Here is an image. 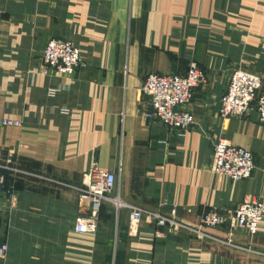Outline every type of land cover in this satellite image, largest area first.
I'll use <instances>...</instances> for the list:
<instances>
[{
	"label": "crops",
	"instance_id": "1",
	"mask_svg": "<svg viewBox=\"0 0 264 264\" xmlns=\"http://www.w3.org/2000/svg\"><path fill=\"white\" fill-rule=\"evenodd\" d=\"M52 39L71 40L87 62L72 76L45 68ZM192 62L208 85L186 108L196 125L183 135L144 118L149 74L185 75ZM264 78V0H0V264H264L143 223L105 205L97 231L78 233V190L94 167L113 173V196L196 225L207 210L264 203V127L255 109L224 122L219 107L232 72ZM13 120L19 125H5ZM225 139L255 156V172L235 183L211 171ZM226 237L225 228L212 230ZM239 245L264 253V221Z\"/></svg>",
	"mask_w": 264,
	"mask_h": 264
},
{
	"label": "built area",
	"instance_id": "2",
	"mask_svg": "<svg viewBox=\"0 0 264 264\" xmlns=\"http://www.w3.org/2000/svg\"><path fill=\"white\" fill-rule=\"evenodd\" d=\"M43 58L50 69H53L54 72L57 70L64 75H74L79 69L86 67L80 56V51L71 41H49L43 51ZM205 83V75L199 69L198 64L195 63L190 65L184 76L148 75L144 80L142 94L149 98L150 105L144 111L143 116L149 121L159 122L168 130L181 135L191 131L195 125V118L186 108L193 102L196 90L201 86H205ZM231 83L229 94L235 84H251L252 89L243 96V103L238 100L234 101L235 94H238V91L232 93L231 97H228L229 95L227 97L226 95L223 96L220 107L221 115L224 117L226 114L224 108L226 104L228 106H239L242 111H246L250 102L253 101V104L257 103L259 120L264 124V93L257 95L261 86L260 78L240 72L234 78V82ZM4 124L19 125L18 122L12 120H6ZM213 157L212 171L217 175L231 179L235 183L249 180L255 172L253 155L227 141L219 140L216 143ZM3 170L4 168L0 166V194L6 185ZM115 185L116 176L113 173L97 167L90 170L89 184H85L79 189V208L83 212H87L86 214L89 213V215L77 220L76 232L95 233L98 221L95 213L99 212L104 204H110L118 211L122 209L129 211L132 234H137L140 226L145 222L154 225L158 230H167L175 234L186 233L198 240L240 249L243 247L235 242L232 232L236 230L245 231L253 238L259 233L260 225L264 221L263 202L261 200H247L234 210H207L202 213L198 224L191 225L177 218L175 208L167 215L137 206L126 205L119 197L114 198ZM2 212L3 205L0 199V215ZM220 228H225L227 231L228 236L226 239L212 234V230ZM6 250V246L0 247V256Z\"/></svg>",
	"mask_w": 264,
	"mask_h": 264
},
{
	"label": "rangeland",
	"instance_id": "3",
	"mask_svg": "<svg viewBox=\"0 0 264 264\" xmlns=\"http://www.w3.org/2000/svg\"><path fill=\"white\" fill-rule=\"evenodd\" d=\"M52 40H64V41H71V40H68V39H52ZM52 40H50V41H52ZM71 43L80 51V49L71 41ZM48 44V43H47ZM44 51V50H43ZM80 56H81V58H82V60H83V62L87 65V62L83 59V57H82V54H81V51H80ZM41 60H42V63L44 64V66H45V68L46 69H48L49 71H51V72H53V73H56V74H59V75H62V76H72V75H64V74H62V73H60V72H58L57 70H55V72H54V70L53 69H50V66L49 65H47L46 63H45V59L43 58V53H42V57H41ZM193 63H195V64H198V63H196V62H192L191 64H193ZM199 66V65H198ZM199 69L201 70V72L205 75V79H206V83H205V87L208 85V82H209V79H208V76H207V74H206V72L199 66ZM80 70V69H79ZM188 71V70H187ZM240 72H243L244 74H248V75H250V76H253V77H258V78H260V80H261V86L259 87L260 89L258 90V92H257V95L259 94V95H261V94H263L264 93V78L263 77H261V76H259L258 74H254L252 71H248V70H243V69H236V70H234L233 72H232V74H231V76H230V80H229V84H228V87H227V89H226V91H225V93H224V95L223 96H225L226 95V97L228 96V97H231L232 96V93H234L235 91H238V94H235V97H234V101H236V100H238L239 102H241V103H243V96L246 94V93H248V92H250V90L252 89V86H251V84H247V85H238V84H235L234 86H233V88H232V90H231V92H230V94H229V91H230V89H231V86H232V83L231 82H234V78L238 75V73H240ZM187 73V72H186ZM152 74H154V73H152ZM149 75H151V74H149ZM155 75H160V74H155ZM186 75V74H185ZM148 76V75H147ZM146 76V77H147ZM160 76H173V75H160ZM180 76H184V75H180ZM145 77V78H146ZM145 80V79H144ZM143 85H144V82H143ZM143 87V86H142ZM204 87V86H203ZM200 88H202V86L200 87ZM199 89V88H198ZM253 95V94H252ZM223 96H222V98H223ZM148 98V97H147ZM222 98H221V100H222ZM252 102V103H251ZM250 102V104H249V106H248V108H247V112L246 111H242L240 108H239V106H236V105H231V106H228V104H226V106L224 107L225 109H226V114H225V116L223 117L222 115H221V113H220V107H221V101H220V107H219V115L222 117V119H223V121L224 122H228L229 120H231V119H234V118H240V119H242V118H247L248 117V115L250 114V111L252 110V109H255L256 110V113H257V121H258V124H260L261 126H263L264 127V124H262L261 122H260V120H259V114H258V111H257V108H256V106H257V103H254L253 104V101H251ZM193 103V102H192ZM191 103V104H192ZM190 104V105H191ZM253 104V105H252ZM251 105V106H250ZM243 107H245V106H243ZM145 118V117H144ZM195 118V117H194ZM13 121V120H12ZM195 125H196V122H195ZM195 125H194V127H195ZM193 127V128H194ZM190 132V131H189ZM219 140H221V141H226L225 139H219ZM219 140H217L216 142H215V144H214V146L216 145V143L219 141ZM227 142H229V141H227ZM229 143H231V142H229ZM232 144V143H231ZM232 145H234V144H232ZM234 146H236V147H239V148H243V149H245L246 151H248V152H250L252 155H253V157H254V162H255V156H254V154L251 152V151H249L248 149H246V148H244V147H241V146H237V145H234ZM213 156H214V151H213ZM214 158V157H213ZM0 166L2 167V168H4V170H3V173H4V175H5V177H6V171L5 170H7V168H9L10 167V169H13L11 166H7V167H4V166H2L1 164H0ZM212 167H213V160H212V164H211V171H212ZM255 168H256V162H255ZM212 173L213 174H215L214 173V171H212ZM216 176H220V175H217V174H215ZM88 176H89V178H90V172L88 173ZM221 177H224V178H226V179H229V178H227V177H225V176H221ZM229 180H231V179H229ZM232 181V180H231ZM6 182H7V177H6ZM234 182V181H233ZM87 184H89V181L86 183V185ZM6 186V185H5ZM83 187V186H82ZM81 187V188H82ZM5 189V188H4ZM3 189V190H4ZM116 197H119L120 198V196H115L114 198H116ZM1 199V198H0ZM121 199V198H120ZM256 200H261V199H256ZM121 201L122 202H124L122 199H121ZM262 201V200H261ZM263 202V201H262ZM79 203H80V190H78V205H79ZM126 205H131V206H136V205H132V204H128V203H126V202H124ZM242 204V203H241ZM240 204V205H241ZM264 204V203H263ZM3 205V204H2ZM105 205V204H104ZM107 205H110V204H107ZM116 205H118V204H116ZM240 205H238V206H240ZM237 206V207H238ZM137 207H140V206H137ZM236 207V208H237ZM117 208L119 209V207L117 206ZM141 208H143V207H141ZM236 208H234V209H236ZM3 209H4V207H3ZM144 209H146V208H144ZM174 209V208H173ZM176 209V208H175ZM234 209H232V210H234ZM147 210H150V209H147ZM150 211H153V210H150ZM156 212V211H155ZM172 212V210L170 211V213ZM3 213V212H2ZM162 213V212H161ZM170 213H164V214H167V215H169ZM2 215V214H1ZM0 215V216H1ZM152 225V224H151ZM229 233V232H228ZM213 234V233H212ZM213 235H215V234H213ZM232 235L234 236V231L232 232ZM215 236H217V235H215ZM228 236V235H227ZM226 236V237H227ZM250 236V235H249ZM226 237H223L224 239H226ZM251 237V236H250ZM219 238H222V237H219ZM198 240V239H197ZM199 241H202V240H199ZM215 244H217V243H215ZM218 245H220V244H218ZM250 245L251 244H249V245H241L243 248H240V249H233L232 247H225V248H230V249H233V251H237V252H245V253H247V254H252V255H257V254H260V255H262V256H264V253H261V252H258V251H254L253 249H252V247H250ZM220 246H222V245H220ZM252 246V245H251ZM223 247V246H222ZM257 253V254H256Z\"/></svg>",
	"mask_w": 264,
	"mask_h": 264
},
{
	"label": "trees",
	"instance_id": "4",
	"mask_svg": "<svg viewBox=\"0 0 264 264\" xmlns=\"http://www.w3.org/2000/svg\"><path fill=\"white\" fill-rule=\"evenodd\" d=\"M105 205H107V204H105ZM105 205H103V206H105ZM103 206H102V208H103Z\"/></svg>",
	"mask_w": 264,
	"mask_h": 264
}]
</instances>
